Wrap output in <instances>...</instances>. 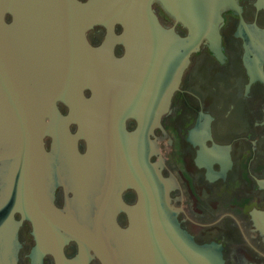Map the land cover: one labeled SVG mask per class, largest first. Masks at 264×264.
<instances>
[{
    "label": "flooded vegetation",
    "instance_id": "af4514ba",
    "mask_svg": "<svg viewBox=\"0 0 264 264\" xmlns=\"http://www.w3.org/2000/svg\"><path fill=\"white\" fill-rule=\"evenodd\" d=\"M152 10L164 32L162 40L168 39L172 52L179 54L184 50L183 42L191 41L188 23L160 0L153 2ZM221 16L220 48L202 38L190 53L168 109L148 135V151L150 161L171 180L170 204L176 228L197 246L193 249L195 264H264V0H236V8L226 6ZM7 21L11 22V16ZM124 28L122 21L114 22L111 28L98 23L88 29L87 39L92 47L106 45L116 60H123L126 48L120 39ZM249 34L256 42L252 52H248ZM159 56L156 48L151 49L141 65L134 59L128 69L109 72L97 130L100 154L89 174L74 170L73 163L80 164L88 142L79 135V124L71 120V108L64 101L58 100L50 111L57 124L44 137L51 200L92 233H101L113 264L143 262L126 234L130 224L126 207L137 202L138 194L132 187L123 188L117 179L110 190L112 106L115 99L124 96L135 107H143L139 109L141 116L149 109L166 84L167 66ZM43 82L41 91L48 92L50 86ZM84 95L91 100L95 92L85 88ZM141 95L149 98L143 106L138 100ZM46 121L51 123L52 117L47 116ZM141 126L139 117L126 120L128 132ZM16 140L15 133L5 128L0 132V229L5 224L3 203L13 162L2 156L14 150ZM67 147L76 148L79 156L72 159ZM8 215L18 245L0 249V264H57L51 253L35 261L32 221L17 209ZM82 248L70 239L63 252L68 260H74ZM88 256L89 264H103L92 251Z\"/></svg>",
    "mask_w": 264,
    "mask_h": 264
},
{
    "label": "water",
    "instance_id": "95a60500",
    "mask_svg": "<svg viewBox=\"0 0 264 264\" xmlns=\"http://www.w3.org/2000/svg\"><path fill=\"white\" fill-rule=\"evenodd\" d=\"M154 1L89 0L83 4L79 0H0V132L5 128L17 137L14 150L2 156L13 162L7 175L0 249L18 245L8 215L17 209L34 225L35 261L51 253L57 264H89L88 253L92 251L103 264H113L101 233H92L51 200L44 137L57 124L50 111L58 100L64 101L71 108V120L79 124V135L88 142L87 153L79 158V165L73 163L74 170L89 174L100 154L97 130L109 72L128 69L135 60L141 65L148 52L156 48L160 61L167 66L166 84L149 109L141 116L139 109L143 107H135L129 98L122 96L113 102L109 121L110 190L119 180L123 188L132 187L138 194L137 202L126 207L130 221L126 234L140 262L160 264L164 258V264H195L193 249L197 246L176 228V214L170 204L172 183L150 161L148 135L168 109L189 55L201 39L208 38L220 48L221 11L226 6L236 8V0H160L188 23L191 41L183 42L184 50L179 54L172 52L168 39L162 40L164 32L152 10ZM116 21L125 26L120 39L126 48L123 60H116L106 45L97 49L87 39L88 29L95 24L111 28ZM242 27L246 29L243 22ZM249 37L248 52H252L256 42L254 35ZM40 81L50 86L48 92L41 91ZM85 88L95 92L91 100L85 97ZM148 99L145 95L138 98L141 106ZM47 116L52 117L51 123L46 121ZM131 116L139 117L142 124L133 133L126 128ZM67 150L72 159L79 156L76 148ZM70 239L83 247L74 260H68L63 252Z\"/></svg>",
    "mask_w": 264,
    "mask_h": 264
}]
</instances>
